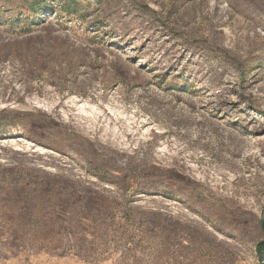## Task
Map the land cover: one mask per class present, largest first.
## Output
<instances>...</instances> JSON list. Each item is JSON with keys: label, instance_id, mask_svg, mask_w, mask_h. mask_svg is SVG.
Returning a JSON list of instances; mask_svg holds the SVG:
<instances>
[{"label": "rangeland", "instance_id": "rangeland-1", "mask_svg": "<svg viewBox=\"0 0 264 264\" xmlns=\"http://www.w3.org/2000/svg\"><path fill=\"white\" fill-rule=\"evenodd\" d=\"M0 0V264H264V0Z\"/></svg>", "mask_w": 264, "mask_h": 264}, {"label": "trees", "instance_id": "trees-1", "mask_svg": "<svg viewBox=\"0 0 264 264\" xmlns=\"http://www.w3.org/2000/svg\"><path fill=\"white\" fill-rule=\"evenodd\" d=\"M49 0H35L34 3L37 4L35 6H33L34 4L32 3L31 5V10L34 13H41V9L43 8V6L48 3ZM258 249L260 251V256L261 258H264V242H261L258 244Z\"/></svg>", "mask_w": 264, "mask_h": 264}]
</instances>
